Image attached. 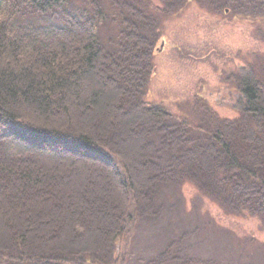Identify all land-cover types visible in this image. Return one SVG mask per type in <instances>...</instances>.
<instances>
[{
  "label": "trees",
  "instance_id": "16d2710c",
  "mask_svg": "<svg viewBox=\"0 0 264 264\" xmlns=\"http://www.w3.org/2000/svg\"><path fill=\"white\" fill-rule=\"evenodd\" d=\"M191 2L264 20V0H0V264H126L185 185L264 224V60L227 78L233 118L149 99L163 20Z\"/></svg>",
  "mask_w": 264,
  "mask_h": 264
},
{
  "label": "rangeland",
  "instance_id": "374dc122",
  "mask_svg": "<svg viewBox=\"0 0 264 264\" xmlns=\"http://www.w3.org/2000/svg\"><path fill=\"white\" fill-rule=\"evenodd\" d=\"M152 1L163 6V0ZM162 28L149 99L175 113L189 111L201 99L221 117H235L229 102L236 99V88L227 78L239 66L264 60V20L216 14L191 2L166 16ZM174 193L165 197L159 221L139 224L126 264H141L166 247L172 250L171 259L177 258L175 264H264V224L259 219L226 213L192 186Z\"/></svg>",
  "mask_w": 264,
  "mask_h": 264
},
{
  "label": "water",
  "instance_id": "95a60500",
  "mask_svg": "<svg viewBox=\"0 0 264 264\" xmlns=\"http://www.w3.org/2000/svg\"><path fill=\"white\" fill-rule=\"evenodd\" d=\"M164 45H165V41L163 40L162 43H161V46L156 50V52L157 53L162 52Z\"/></svg>",
  "mask_w": 264,
  "mask_h": 264
}]
</instances>
